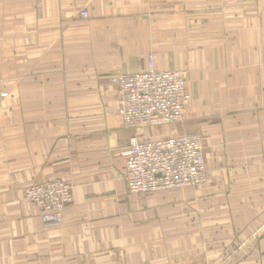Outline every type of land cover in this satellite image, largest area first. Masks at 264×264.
Returning a JSON list of instances; mask_svg holds the SVG:
<instances>
[{
  "label": "crops",
  "instance_id": "0c3cea01",
  "mask_svg": "<svg viewBox=\"0 0 264 264\" xmlns=\"http://www.w3.org/2000/svg\"><path fill=\"white\" fill-rule=\"evenodd\" d=\"M150 56L191 100L139 134L199 133L200 187L128 192L110 80ZM54 178L45 224L24 191ZM0 264H264V0H0Z\"/></svg>",
  "mask_w": 264,
  "mask_h": 264
},
{
  "label": "built area",
  "instance_id": "2783aa9c",
  "mask_svg": "<svg viewBox=\"0 0 264 264\" xmlns=\"http://www.w3.org/2000/svg\"><path fill=\"white\" fill-rule=\"evenodd\" d=\"M110 81L117 91L118 113L125 129L136 132L122 153L128 192L149 194L206 183L203 138L199 133L139 134L183 122L191 100L187 72L157 70L150 56L144 71L117 74ZM25 198L40 210L45 224H60L64 210L73 203L71 186L59 179L28 187Z\"/></svg>",
  "mask_w": 264,
  "mask_h": 264
},
{
  "label": "rangeland",
  "instance_id": "374dc122",
  "mask_svg": "<svg viewBox=\"0 0 264 264\" xmlns=\"http://www.w3.org/2000/svg\"><path fill=\"white\" fill-rule=\"evenodd\" d=\"M177 126L178 125H171V126H168L167 128H171V129H173V128H177ZM166 128V127H165ZM161 129H163V128H161ZM160 129V130H161ZM161 135H163V134H161ZM54 179H59V178H54ZM59 180H61V179H59ZM46 181V180H45ZM44 182V181H43ZM64 182H66V181H64ZM39 183H42V182H39ZM66 183H68V182H66ZM38 184V183H37ZM70 186H71V188H72V193H73V187H72V185L70 184V183H68ZM33 185V184H32ZM32 185H30V186H32ZM29 186V187H30ZM200 187V185H197V186H194V187ZM28 188V187H27ZM26 188V189H27ZM186 188V187H185ZM188 188H193V187H188ZM26 189H25V191H26ZM25 191H24V197H25ZM140 195H145V194H140ZM26 199V198H25ZM74 199V198H73ZM27 200V199H26ZM29 202V201H28ZM73 204V203H72ZM71 204V205H72ZM71 205H68L67 207H66V209L64 210V212L71 206ZM40 211V210H39ZM64 212H63V215H62V220H61V222L63 221V217H64ZM41 213V212H40ZM40 219H41V215H40ZM42 221V220H41Z\"/></svg>",
  "mask_w": 264,
  "mask_h": 264
}]
</instances>
